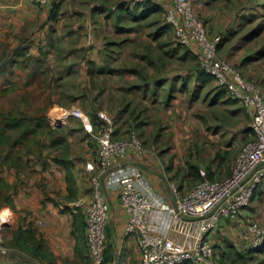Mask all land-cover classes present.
Masks as SVG:
<instances>
[{
    "label": "crops",
    "instance_id": "obj_1",
    "mask_svg": "<svg viewBox=\"0 0 264 264\" xmlns=\"http://www.w3.org/2000/svg\"><path fill=\"white\" fill-rule=\"evenodd\" d=\"M124 1L60 0L56 20H51L52 7L37 6L30 0H0V73L18 71V74L25 75L24 80L15 85L14 92L5 91L0 96L11 95L15 97L14 101L18 97L20 103H26V96L27 99L40 97V102L47 105L49 112L54 108L72 107H79L89 115L99 110L107 112L115 120L121 118L117 122L115 138H123L130 128L135 127L140 137L151 144L149 146L158 149L157 157L131 153L122 165L108 170L103 176V187L111 205L107 237L113 246V262L110 264H140L138 235L124 234L126 215L120 208L117 189L120 181H139L157 198L169 204L171 195L168 182L178 181L183 185L192 182L187 178L191 165L205 169L214 179L228 177L241 145L234 133L242 132L244 136L247 128L246 112L241 103L219 87L213 78L203 81L194 70L191 74L186 73L184 78L183 74H177L175 80L170 76L171 69L166 67L164 58L155 54V58L151 57L150 36L153 42L159 41L160 47L164 48L165 42L160 41L162 37H169L172 29L163 23L155 31L142 34L133 26L139 27L145 19L151 20V23L163 19V9L159 6L161 11L152 12L145 5L133 8L125 4L118 9L111 7L109 11L106 8L108 4L116 2L119 6ZM212 1L196 0L199 14L207 12ZM88 30L93 32L91 45L87 44L85 37ZM86 46L88 50H85ZM220 48L218 54L226 60L227 56L219 52ZM165 53L170 55L168 51ZM129 56L136 59L131 61ZM192 58L182 57L186 60ZM249 58L251 56L241 61L243 65L250 62ZM193 59L196 62V58ZM11 60L16 64L11 65ZM6 62L9 64L5 67ZM141 63L143 65L137 67ZM238 70L243 75V69L238 67ZM174 71L180 73L176 69ZM119 72L127 73L126 79L133 84L129 86L128 81L118 75ZM6 74L4 77H7ZM246 77L264 91V83H261L258 73L246 74ZM189 84L191 93L187 90L183 96L182 90ZM9 87L10 84L5 81L1 88L7 90ZM170 88L171 94L167 99L166 93ZM131 90L136 93L126 98ZM206 90L207 93L199 97L198 93L201 95ZM201 97L206 99L208 105L204 104V109L200 108ZM3 103H0L2 112ZM214 113L227 117L221 133L214 129ZM204 115L206 122H209L208 128H213V135L200 126L202 123L198 117L202 119ZM71 119L78 128L80 121ZM123 121L127 126L119 130ZM231 127L237 129L231 130ZM201 134L208 135L212 145L220 139L221 146H209L208 152L203 146L197 147L195 138ZM87 161H90V156ZM19 162L4 163L0 172V182L10 189L8 201L2 205L1 212V217L7 219L3 241L9 253L0 256V264H90L87 229L83 227L81 233L79 228L76 229L80 222H75V215L79 207L92 198L87 186L91 173L82 161L72 163L74 187L71 197L68 172L62 163L52 159ZM260 190L263 193L253 202L257 219L260 203L261 207L264 203V184ZM150 222L160 232L168 231L169 221L164 213L154 212ZM21 226L34 230L35 239L30 241L29 246L34 248V241H41L45 256L27 255L7 243L13 240L14 233ZM226 236L233 237L229 233ZM210 238L218 244L215 232ZM218 253L223 252L220 250ZM262 256L264 254H257L255 259ZM263 260L264 257L257 264H264Z\"/></svg>",
    "mask_w": 264,
    "mask_h": 264
},
{
    "label": "built area",
    "instance_id": "obj_2",
    "mask_svg": "<svg viewBox=\"0 0 264 264\" xmlns=\"http://www.w3.org/2000/svg\"><path fill=\"white\" fill-rule=\"evenodd\" d=\"M54 0H30L37 6H48ZM196 0H125L130 7L152 3L163 9L165 21L172 26L178 44L193 50L198 63L196 71L207 73L216 84L239 101L250 116L252 134L236 157L232 173L223 179L211 180L200 169L201 181L188 193H181L176 182H168L171 202L167 204L146 189L139 181L122 179L117 186L120 208L126 215L124 234L138 235L140 264H216L217 255L211 234L229 220L236 226L237 239L247 248L257 249L264 242V226L258 220L247 221L245 211L264 181V91L246 79L228 61L220 58V37L209 38L205 23L195 11ZM117 6H113L116 9ZM93 43V32L86 35ZM71 118L80 120L85 131L99 145L97 164L88 162L92 175V198L85 204L90 264H103L107 243V227L111 205L103 187L107 171L122 165L131 154L157 157V151L146 148L132 130L124 138H115V118L104 111L96 120L79 107L54 108L48 114L53 128L65 125ZM154 212L168 217V231L152 227ZM6 218L0 213V256L9 253L4 245L3 228Z\"/></svg>",
    "mask_w": 264,
    "mask_h": 264
},
{
    "label": "rangeland",
    "instance_id": "obj_3",
    "mask_svg": "<svg viewBox=\"0 0 264 264\" xmlns=\"http://www.w3.org/2000/svg\"><path fill=\"white\" fill-rule=\"evenodd\" d=\"M108 1H112V0H108ZM210 3H213V4H211L210 7L207 8L206 10L207 12H203V15H201L200 13V16L203 17L202 20L206 25L208 37L209 38L220 37V42L222 41V44L220 46L221 48L219 47L220 48L219 52L227 56V59H226L227 61H231L232 63L237 65L240 69H243V76L246 77V74L258 73L260 77L259 79H261V83H264V7L260 6V4L264 3V0H215V1L213 0ZM113 6L118 7V3L115 2V3H112L111 5L108 4L106 8L109 11L110 8ZM211 17L212 19H210ZM161 18L163 19H159L155 21L154 23H151L152 22L151 20L145 19L142 25H140L139 27H135V26L133 27L137 28L138 30L137 32L139 33H142V34L150 33V32L155 31L158 27L163 26V23H166L163 14ZM139 22L140 21H133V23H139ZM174 36L175 35L172 30V34L169 37H162V40L160 42H165L164 48L160 47L159 41L153 42L152 36H150L151 38L150 55L151 57H154V58H155V55H159V57L164 58L166 67L167 68L169 67L171 69L169 71L170 76L176 80L178 78L177 74H183L182 78H184V75H186V73L191 74L192 71H194L198 67V63L197 61L195 62L193 58H192L193 60L192 59H187V60L182 59L183 54H184V49L183 48L181 49L178 46V43ZM173 50H175V53H173ZM165 51L170 52V55H167ZM249 56H251V58H249L250 62H247L245 65H243V62L241 61H244L245 59L247 60V57ZM119 59H121L120 56H119ZM128 59L131 61H134V59L136 58L134 57L132 59L129 56ZM137 59L140 60V58H137ZM121 63L125 64V61H122ZM142 65L143 63H141L137 67L140 68ZM17 67L20 69L19 66ZM174 69L178 70L180 73L175 72ZM17 75L7 78V77H4L3 74H0V87H1V82L4 83L5 81L3 80H7V79L13 82L21 83L24 80L25 75L23 74H17ZM118 75L123 76L124 80L128 81L129 86L133 84L131 80L126 79L127 73L122 74V72H119ZM130 75L131 74L129 73V76ZM170 76L167 75V77H170ZM246 78L249 80H252L248 77ZM141 79L142 78L139 79L140 82H141ZM165 80H168V78H166ZM147 81H150V79L147 78ZM171 89L172 88H170L168 92L166 93L167 99L170 97ZM187 90L190 91L191 93L192 87L190 84L184 90H182L183 96H184V92ZM207 90L201 93V95L198 93L199 97L204 96V94L207 93ZM26 92L27 94L29 93V91H26ZM135 93H136L135 90L129 91L126 94V98H128L129 96L131 97ZM207 96H209V93L207 94ZM25 98L27 100L26 103H20V101L18 100L19 99L18 97L16 101H14L15 97L11 95L0 96V103L4 102L3 107H2L4 114H7L8 112L12 111L14 115L19 116V118H21L22 117L21 113L23 112V114H25L27 117H33L34 115L36 117L40 115V116H46L47 118L49 108L47 109V105H44L41 103L42 99L40 97L31 96V98L29 97V99H27L28 96H26ZM205 100L203 97L200 98V103H201L200 106H202L200 108L204 109V104H206ZM220 109L224 110V107L220 106ZM19 111H22V112L19 113ZM214 114H215V118L213 119V122H215L213 124L214 129L216 132L221 133L222 126L225 125L227 117L226 115L224 114L222 115L220 113H214ZM205 115H207V113ZM205 115H204L205 118H202V119L198 117L199 121L202 123V125L200 126L204 128L205 132L213 135V128L212 127L208 128L209 122L208 123L206 122L207 117ZM245 115H246L245 116V119H246L245 128H247V134L243 136L242 132L234 133L235 139H238V138L240 139V143H241L240 149L242 145L250 139L249 137L251 133L250 116L247 113H245ZM41 118H44V117H41ZM118 118L116 119V122H115L116 129H117V122L121 120V118L120 119ZM42 121L44 125H43V128H41L38 131L37 138L35 137V135H32L29 133L27 136H25L24 139L22 140L18 139L17 143L14 145L13 151L10 153L9 151L11 150V141H13L11 136H10V139H11L10 142L3 143L2 145H0V172H1L2 165L4 163H9L3 160L6 156H8L11 160H13L12 159L13 157L15 159L14 162H19L23 158H25V156L27 155L25 153V150H30V149H31L30 151L31 156H33L34 158L33 161L35 160L46 161L48 159H52L55 161L67 160L71 164L76 161H82L84 163V166L86 167L87 162H92V160L94 161L97 160L98 152H97V147L95 146V142L90 137L85 136L83 133H79L74 127V123L72 124L71 119L68 120V122L65 125H62L56 129L53 128L52 126L48 128L50 125L49 124L46 125L44 120ZM36 123L37 122L28 121V131H30V129L32 130L33 126H35ZM122 123L123 124L121 126L118 124V127L120 126L119 130L127 126L124 121ZM131 129L134 130L138 136H140L138 131L135 130L136 128L135 129L131 128ZM230 129L235 130L237 128L231 127ZM193 131H196V130L194 129ZM18 132L19 130L14 131L13 135L16 136V138H18L19 136ZM204 135L202 136L201 134L199 137L195 138L196 141L194 142V144L197 147L203 146L204 148L207 149L209 146H214V148L215 146H221L222 141H220V139L219 141H217V143H215V145H212L211 140H209L208 135H205V136ZM140 139L146 148L148 149L152 148L151 146H149L151 145L150 143L145 142L141 137ZM154 148L158 154V149L156 147ZM208 150L209 149H207L206 152H208ZM89 156H90V161H87ZM87 186L90 189V195H91L90 176H88ZM9 190L10 189L9 187H7V185L0 182V197L2 199L6 198L5 202L8 201L7 193L9 192ZM5 202H3L2 205ZM79 208H80V211L83 213L85 211V204L81 205ZM2 211L3 210L1 207L0 213ZM258 213H260L258 215V219L261 220V223L264 225V203H263V207H261V203H260V206L258 208ZM5 217H7V215H5ZM263 257L264 256L257 257L256 259L249 261L248 264H257ZM87 264H89V262Z\"/></svg>",
    "mask_w": 264,
    "mask_h": 264
},
{
    "label": "trees",
    "instance_id": "obj_4",
    "mask_svg": "<svg viewBox=\"0 0 264 264\" xmlns=\"http://www.w3.org/2000/svg\"><path fill=\"white\" fill-rule=\"evenodd\" d=\"M59 1L60 0H54L51 4L48 5L49 7H52L51 11H50V16H49V18L51 20H56V17H57V15L59 13V5L57 4ZM124 4L125 3L123 2L122 4H120L118 6V8L119 7H124ZM260 6L264 7V3L260 4ZM145 7L149 8L150 11H152V12L156 11L158 9H160V11H161V8L158 5H154L152 3H147L145 5ZM195 11H197L196 2H195ZM199 17L202 19L200 14H199ZM164 18H165V16H164ZM165 27L173 29L172 26L170 24H168L167 22H166ZM221 44H222V41L220 42L219 47L221 46ZM178 46L181 49L183 48L184 51H185L184 54H183V58H186V57L196 58L192 49L184 47V46H182L180 44H178ZM87 48H89V47L86 46L85 50H88ZM13 60L10 61L11 65L16 64V62L13 63ZM8 64H9V62H6L5 67L8 66ZM232 65L235 66V68L238 69V67L235 64H232ZM6 73L3 72V75H5ZM195 73H196V75H198L199 79H202L203 81L213 78L211 75H209L207 73H204V72H201V71H196ZM17 74H18V72L10 71V73L8 72L6 75H7V78H9V77H12V76H16ZM3 81H6L7 84H10V87L7 90H4V88H1L3 86V83L1 82L0 93H4L5 91H10V92L14 91L16 89V88H14L15 85H18L17 82L10 81L9 79L3 80ZM11 112L12 111L8 112L7 114H4V112L0 111V145H2L3 143L10 142L11 141L10 136H11L13 141H11V150L9 151V153L13 151L14 145L17 143L18 139H20V140L24 139L25 136H27L29 133L32 134V135H35V137L37 138L38 131L41 128H43V125H44L42 120H44L46 125H48V124L50 125L49 120L46 118V116H40L39 115V116L35 117V115H34L33 117H27L22 112L21 113L22 117L19 118V116H16V115L13 114V112L12 113ZM96 113L95 114H91V115L88 114L91 117V119L93 120V122H95V120H96ZM41 117H44V118H41ZM28 121L37 122L35 124V126H33V129L32 130L30 129V131H28ZM115 122H116V120H115ZM73 123H74V120H72V124ZM50 127H51V125L48 128H50ZM75 128H76V130L79 133H84L85 136L90 137L95 142V146L97 147V152H98L97 157H98V155H99V145L97 144L96 140L90 134H88L85 131L82 122L80 121L78 128L77 127H75ZM132 128L135 129L134 127H132ZM16 130L17 131L19 130L18 138H16V136L13 135L14 131H16ZM115 131H116V129H115ZM128 131H132V129L130 128V130H128ZM250 131H251V133H250V135H251L252 134V129H250ZM248 132H249V130H248ZM9 133H10V135H9ZM246 133H247V131H246ZM138 138L140 139V136H138ZM30 151H31V149L30 150H25V153L27 155L22 160L33 161L34 158H33V156H31V152ZM12 159L13 160H11L8 156H6L3 160H5V162H14L15 159L13 157H12ZM58 162L62 163L64 166H66V169H67V172H68L67 173V181H68L69 186H70L69 187L70 192H71L70 195L72 197L73 196V187H74V182L72 181V170H73L72 164L70 162H68L67 160H59ZM92 162L97 164L98 158L95 161L92 160ZM92 175L93 174H90V179L92 178ZM207 175H208L209 179L215 180L213 178L212 174H209L207 172ZM187 178L192 180V182H190L187 185H183V184H180V183L177 182L178 189H179V191L181 193L190 192L201 181L199 166L191 165L189 167V172L187 174ZM263 184H264V181L259 185L258 189L255 191V193L253 195V198H252L251 206L245 211L244 218L247 221L258 220L257 218H255V212H254L255 209H253L254 208L253 207V202H254L255 198L259 194L263 193L262 190H260V187ZM91 192H92V186H91ZM5 201H6V198L2 199L0 197V209L2 207V203L5 202ZM76 220H79V222H80V225L76 227V229L79 228L78 231H80V233H81L83 227L87 229L86 216L80 210H78V213L75 215V222H76ZM259 222L261 223V221H259ZM108 232H109V228L107 227V237L109 238ZM227 233H229L233 237H227L226 236ZM34 234H35L34 230L29 229V227L27 229H25L23 226H21L19 228V230L14 233L13 240L10 241V242H7V243L12 248H16V250L22 251V252L26 253L27 255H31L33 257L34 256H38V255L39 256H45L44 245H43V243L41 241H34V245H35L34 248H31L29 246L30 245L29 244L30 241H33L35 239L34 236H33ZM215 234H216L217 241H218V244L213 243L214 249L216 251V255L218 257L217 261H216V264H228V262L231 263V264H239L240 262H241V264H248L249 261H252V260L255 259L257 254H262V255L264 254V242L257 249H250L249 247L247 248L246 246H244L237 239L236 226H235V224L233 222H231L229 220H222L221 225L215 231ZM86 241L88 243V237H86ZM218 249H220L221 252H223V253H220V254H224V255H222V257L218 253L220 251ZM88 251H89V247H88ZM89 258H90V254H89ZM112 262H113V246L107 240L106 250H105V260H104L103 264H110ZM263 262H264V260H263Z\"/></svg>",
    "mask_w": 264,
    "mask_h": 264
}]
</instances>
